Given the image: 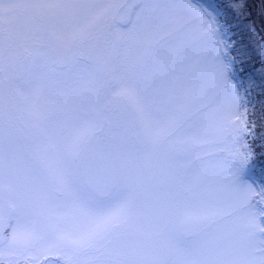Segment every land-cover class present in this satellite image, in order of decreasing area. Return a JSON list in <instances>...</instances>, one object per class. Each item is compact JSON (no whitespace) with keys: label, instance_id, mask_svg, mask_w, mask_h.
<instances>
[{"label":"snow or ice","instance_id":"snow-or-ice-1","mask_svg":"<svg viewBox=\"0 0 264 264\" xmlns=\"http://www.w3.org/2000/svg\"><path fill=\"white\" fill-rule=\"evenodd\" d=\"M219 9L0 0V264H264Z\"/></svg>","mask_w":264,"mask_h":264},{"label":"rangeland","instance_id":"rangeland-1","mask_svg":"<svg viewBox=\"0 0 264 264\" xmlns=\"http://www.w3.org/2000/svg\"><path fill=\"white\" fill-rule=\"evenodd\" d=\"M256 1L260 3V7L256 8L255 6ZM198 3H206L207 0H197ZM213 3L220 6V23L223 26L222 31L226 29L225 39L229 41L232 45L234 42V37L231 35V30L228 22H226L224 18L225 8H228L235 12L236 15H238L240 18H243L244 24H246L247 27V33L248 37H243V49L246 48L247 51L251 52L252 54H245L243 53L242 56H244V59L247 57L248 60L251 62H255L254 60L259 59V65L258 68H256V71L258 74L264 75V0H239V6H237L234 2V0H212ZM246 5V6H245ZM255 29V31H253ZM235 46V45H234ZM235 49L237 51V47L235 46ZM235 53L234 48L232 47L230 51V56ZM236 54V53H235ZM246 56V57H245ZM233 58V57H232ZM238 61V60H237ZM235 71L234 75L236 77L237 82L240 85V91L242 95H245V86H243V80L240 76V74L237 71L236 66L234 65ZM239 69V68H238ZM247 99V98H246ZM243 110V109H242ZM252 121V120H251ZM260 129L257 130V135L260 134L261 129L264 128V122L259 127ZM256 144H259V141L256 142ZM259 152L257 150V160L255 161L254 167L248 169L246 175L247 178L255 183V186L259 188V186L264 183V159H261L259 157ZM211 162V161H210ZM257 169V170H256ZM260 173L262 178H258L255 175V171ZM21 264H24L22 261ZM40 264H57V258L55 256L48 257L46 260L41 259ZM62 264V262H60Z\"/></svg>","mask_w":264,"mask_h":264},{"label":"trees","instance_id":"trees-1","mask_svg":"<svg viewBox=\"0 0 264 264\" xmlns=\"http://www.w3.org/2000/svg\"><path fill=\"white\" fill-rule=\"evenodd\" d=\"M256 8L260 7V3L256 1ZM225 13L224 18L228 22L231 30V35L234 37L233 48L235 53L232 52L233 59L235 61V66L238 73L243 80V86H245V96L247 98V107L249 111V120H255L257 125V130H259L260 125L264 122V75L258 74L256 68L259 65V59L251 62L246 57L244 59L243 53L251 55L252 53L247 51L246 48L243 49V37H248L246 24L243 22V18H240L235 14L234 11L225 8L223 6ZM237 47V51L235 46ZM238 60V61H237ZM247 90V92H246ZM254 106V108H253ZM257 150L260 149L257 147ZM261 164H264L261 162ZM257 170V169H256ZM256 172V171H255ZM256 176L262 178L261 174L256 172ZM264 176V175H263Z\"/></svg>","mask_w":264,"mask_h":264}]
</instances>
